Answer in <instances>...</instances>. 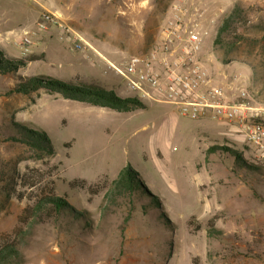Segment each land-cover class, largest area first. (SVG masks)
Masks as SVG:
<instances>
[{"label": "rangeland", "instance_id": "rangeland-1", "mask_svg": "<svg viewBox=\"0 0 264 264\" xmlns=\"http://www.w3.org/2000/svg\"><path fill=\"white\" fill-rule=\"evenodd\" d=\"M237 4L243 22L215 45ZM180 6L203 11L202 51L214 84L236 102L245 92L247 123L260 127V144L239 122L192 120L169 104L118 112L44 89L10 93L21 78L41 75L133 96L107 60L119 66L148 51ZM45 10L101 56L71 52L46 32L39 35L54 38L55 55L22 56L15 41ZM0 48L8 58H36L0 75V242L16 237L21 257L12 264H264V0H0ZM14 122L45 130L56 154L39 157L11 140ZM130 166L149 193L115 189ZM50 194L75 212L34 215L35 202Z\"/></svg>", "mask_w": 264, "mask_h": 264}, {"label": "built area", "instance_id": "built-area-1", "mask_svg": "<svg viewBox=\"0 0 264 264\" xmlns=\"http://www.w3.org/2000/svg\"><path fill=\"white\" fill-rule=\"evenodd\" d=\"M202 18L203 11L198 8H172L148 51L130 55L119 66L107 60L108 67L124 79L126 88L139 100L172 105L176 113L192 120L239 122L247 139L260 144V127L247 123L251 107L245 92L236 102L214 84L202 51L207 34ZM43 32L65 43L71 52L85 53L89 58L93 54L101 56L89 39L50 10L43 11L31 26L22 28L15 41L22 56L31 52L34 38Z\"/></svg>", "mask_w": 264, "mask_h": 264}, {"label": "trees", "instance_id": "trees-1", "mask_svg": "<svg viewBox=\"0 0 264 264\" xmlns=\"http://www.w3.org/2000/svg\"><path fill=\"white\" fill-rule=\"evenodd\" d=\"M243 18V9L238 4L235 5L229 16L219 26L214 44L216 45L224 35L235 33L238 26L243 22ZM35 59L36 58H8L4 50L0 48V75L17 72ZM40 89L59 94L64 99L90 104L92 106L105 107L118 112H134L147 107L145 102L134 96H119L115 91L100 85L72 84L57 78L41 75L21 78L19 82L11 88L10 93L27 95ZM14 125L17 127V132L15 136L10 137L11 140L24 143L39 157L56 154V148L45 130L31 128L16 122H14ZM212 149L215 150L214 147L208 150L211 151ZM224 149L232 154L235 159L243 161L239 151L227 146H225ZM139 175V172L134 170L131 166L122 168L117 178L114 180L115 189L133 192L142 188L149 193L150 188ZM75 183H79V187L82 189L86 187L85 181L70 182L71 185ZM150 195L156 199V203L159 206L160 202L158 196L155 194ZM32 209L35 213L34 215H47L49 217L63 214L68 210L75 212L74 208L66 199L53 194L40 196ZM212 231L214 230L211 228L209 233H212ZM20 257L21 252L16 237L4 239L0 242V264H12L14 260Z\"/></svg>", "mask_w": 264, "mask_h": 264}, {"label": "crops", "instance_id": "crops-1", "mask_svg": "<svg viewBox=\"0 0 264 264\" xmlns=\"http://www.w3.org/2000/svg\"><path fill=\"white\" fill-rule=\"evenodd\" d=\"M7 32H11V30H9ZM53 39L54 38H50L47 35L37 36V38L34 41V45L31 47V51H37L38 53H43V58L37 59L36 61L43 60V59L48 60V58L55 55V49L53 48V46L51 44ZM36 61H33V62H36ZM31 63L32 62H29L28 64H31Z\"/></svg>", "mask_w": 264, "mask_h": 264}]
</instances>
